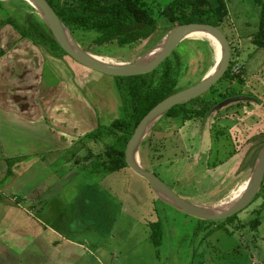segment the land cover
Wrapping results in <instances>:
<instances>
[{"label": "rangeland", "instance_id": "1", "mask_svg": "<svg viewBox=\"0 0 264 264\" xmlns=\"http://www.w3.org/2000/svg\"><path fill=\"white\" fill-rule=\"evenodd\" d=\"M172 1L140 0L158 24L144 41L96 47L93 40L98 32L76 29L71 34L82 50L116 63H129L165 36L170 22L158 11ZM14 2L17 8L28 9L22 2ZM210 2L219 27L230 40L232 73L241 72L242 82L222 78L197 101L187 103L188 118L163 116L142 141L138 158L144 170L179 197L205 206L226 201L244 184L252 170L246 166L245 154H251L246 148L264 144V51L250 44L240 54L241 42L229 34L256 32L259 9L250 0ZM204 43V39L189 38L174 52L182 61L179 91L199 82L211 60L214 62V53L211 56L209 45ZM153 79L149 80L152 84ZM76 85L87 94L78 81ZM90 94L95 98V91ZM102 95L105 101L109 99L105 90ZM202 102H211V109L202 117L192 116L190 111L199 110ZM85 140L87 146L73 150L76 160L102 149L101 144ZM69 168L64 177L56 176L51 189L35 203L32 214L39 218L45 233L41 243H34L31 253L17 264H198L202 238L203 258L210 257L204 264H242V259H246L243 264H250L252 256H260L264 264L263 193L236 216L203 224L162 203L128 168L105 172L96 170L91 160ZM152 223L160 225L158 247L150 239Z\"/></svg>", "mask_w": 264, "mask_h": 264}, {"label": "crops", "instance_id": "2", "mask_svg": "<svg viewBox=\"0 0 264 264\" xmlns=\"http://www.w3.org/2000/svg\"><path fill=\"white\" fill-rule=\"evenodd\" d=\"M258 1L250 3L259 9ZM7 15L0 8V264H17L31 253L34 243H41L45 233L32 214L35 203L51 189L57 175L64 177L72 165H84L73 151L87 146L83 137L121 118L123 111L112 77L87 69L68 56H54L21 38L10 25L2 24ZM255 33L229 34L241 42L242 54L253 44ZM102 88L109 96L107 101ZM91 90L96 92L95 98ZM109 112L113 113L110 118ZM10 159L15 163L6 177ZM246 165H250L248 159ZM261 203L264 206V193ZM202 243L203 238L198 264L210 260L209 256L203 258ZM249 262L263 264L260 256H252Z\"/></svg>", "mask_w": 264, "mask_h": 264}, {"label": "trees", "instance_id": "3", "mask_svg": "<svg viewBox=\"0 0 264 264\" xmlns=\"http://www.w3.org/2000/svg\"><path fill=\"white\" fill-rule=\"evenodd\" d=\"M14 1L18 0H12L9 3L0 2V8L5 9L8 14V18L2 24L10 25L21 38L30 40L54 56H67L58 47L43 21L34 13V9L23 0H19L28 7L26 10H21L13 4L15 3ZM46 1L71 33L76 29L98 32L99 35L93 40V44L96 47L111 44L123 47L144 41L158 27L156 18L144 9L140 0ZM258 4V29L252 36V43L264 51V0H259ZM158 15L165 17L170 22V28L165 33L175 26L190 23H209L219 26L218 21L214 17V6L210 0H173L159 10ZM204 44L206 46L209 45V53L212 56V47L207 41ZM213 63L211 60L210 68ZM181 65V59L177 53H174L170 59L152 74L130 78H113L120 98L123 116L113 120L107 126H98L94 131L83 137L101 144L102 148L100 152L84 157L83 162L91 160L94 162L96 170L110 173L127 168L124 161V150L134 128L151 108L180 90L177 89V83ZM231 67L223 78L236 79L238 82H242L241 72L234 74L231 71ZM153 77L154 84L149 81ZM197 99L191 102H195ZM186 105L172 108L164 117H190L191 115L187 116ZM211 107V102H202L199 110L190 112L192 116L202 117ZM198 142L199 138L197 135V145L199 144ZM262 147L256 148L255 145L251 144L248 148L247 151L251 153L247 156L250 161V169L253 167L257 154ZM252 149L255 150L254 153ZM7 163L9 164V171L6 177L11 174L15 159H10ZM259 193H264V183ZM202 223L207 222L202 221ZM150 239L156 247L160 245V225L158 223L150 224Z\"/></svg>", "mask_w": 264, "mask_h": 264}, {"label": "water", "instance_id": "4", "mask_svg": "<svg viewBox=\"0 0 264 264\" xmlns=\"http://www.w3.org/2000/svg\"><path fill=\"white\" fill-rule=\"evenodd\" d=\"M25 1V0H24ZM36 15L43 21L58 47L73 61L94 72L112 78H130L152 73L167 61L178 46L193 34L209 33L216 37L220 44V58L211 75L204 76L196 84L170 95L151 108L134 128L124 150V161L127 168L143 179L158 200L180 213L203 222H218L236 216L244 210L258 195L264 183V146L259 150L252 167L247 187L241 199L222 211H211L205 205H198L182 199L166 186L157 176L144 170L139 161V147L159 119L172 108L187 104L211 90L228 72L231 64V44L225 33L218 26L209 23H190L178 25L164 36L160 51L154 55L142 57L129 63L108 64L97 60L92 54L82 50L70 30L58 18L46 0H31ZM0 2H2L0 0ZM38 13V14H37Z\"/></svg>", "mask_w": 264, "mask_h": 264}, {"label": "bare ground", "instance_id": "5", "mask_svg": "<svg viewBox=\"0 0 264 264\" xmlns=\"http://www.w3.org/2000/svg\"><path fill=\"white\" fill-rule=\"evenodd\" d=\"M1 1L2 2H6V1L9 2V1H12V0H1ZM24 2H26L31 7H32V5H34L31 0H25ZM191 38L204 39L205 41H208V43L210 44V47H212L213 53H214V57H213L214 63L212 65V67L209 68V70L205 73L204 76L211 75L214 72V70H215V64L217 62V59L220 58L221 48H220V44H219L218 40L216 39L215 36H213L212 34H209V33L193 34V36H191ZM164 39L165 38L163 37L158 44L154 45L149 51H147L144 54L146 56V58L150 57V56H154L160 51V49L162 48ZM93 57L96 58L97 60H100V61L108 63V64L116 63L113 60H110L109 58H106V57H101V56H93ZM140 58H138L137 60H139ZM249 177H250V175L246 178V181H244V184L234 194H232L231 197H228L229 199H227L224 202L218 203V204L207 205L209 207H206V208H208L209 210L214 211V212L222 211V210H225L226 208H228L229 206L233 205L237 201H239L241 199L242 195L244 194V191H245V189L247 187V182H248Z\"/></svg>", "mask_w": 264, "mask_h": 264}, {"label": "built area", "instance_id": "6", "mask_svg": "<svg viewBox=\"0 0 264 264\" xmlns=\"http://www.w3.org/2000/svg\"><path fill=\"white\" fill-rule=\"evenodd\" d=\"M231 71H232V69H231ZM15 200V199H14Z\"/></svg>", "mask_w": 264, "mask_h": 264}]
</instances>
